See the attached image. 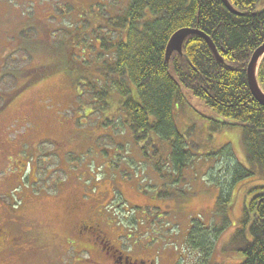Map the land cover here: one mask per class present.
<instances>
[{
    "label": "rangeland",
    "instance_id": "1",
    "mask_svg": "<svg viewBox=\"0 0 264 264\" xmlns=\"http://www.w3.org/2000/svg\"><path fill=\"white\" fill-rule=\"evenodd\" d=\"M129 2L0 0V264H112L91 237L74 233L73 227L86 219L97 223L130 262L135 257L144 264L150 259L155 264H235L232 258L238 253L227 246L230 228L217 237L206 236L204 248H188L186 236L191 217L208 221L212 228L223 225L221 220L235 223L242 215V195L230 200L229 190L224 204L228 209L222 211L216 200L226 184L227 167L211 166L203 156L209 145L228 141L245 160L239 129H210L194 111L205 106L192 97L188 103L184 100L175 106L174 118L193 155L176 168L165 141L154 135L135 139L128 106L91 105V96H78L62 71H47L50 75L26 85L29 78L20 76L27 68L30 77L40 73V68L30 67L46 61L49 44L62 49L68 36H84L93 52L89 44L98 46V41L91 34L104 22L108 26V20L113 26L101 36L115 38L117 49L126 35L114 20L125 15ZM34 18L51 25L49 41L15 46L17 33ZM17 47L20 50L13 52ZM91 71L84 67L83 72ZM111 76L98 77L114 86ZM111 96L118 98L116 93ZM259 173L257 182L262 181ZM249 188L244 182L235 192Z\"/></svg>",
    "mask_w": 264,
    "mask_h": 264
},
{
    "label": "trees",
    "instance_id": "2",
    "mask_svg": "<svg viewBox=\"0 0 264 264\" xmlns=\"http://www.w3.org/2000/svg\"><path fill=\"white\" fill-rule=\"evenodd\" d=\"M229 2L241 14L229 11L222 0H131L125 15L114 20L118 30L126 35L117 49L115 38L111 40L103 33L101 36L103 29L113 26L112 20H108V26L104 22L91 34L98 41V46L89 44L93 52L90 53L84 36H68L62 49L49 44L46 61L30 67L40 68L36 69L40 73L30 77L27 68L20 70H24L20 76L29 78L26 85L42 74L62 71L71 78L78 96L84 92L91 96V105L100 102V107L109 109L110 102L112 105L118 102V107L128 106L133 116L130 129L135 139L142 141L154 135L165 141L176 168H182L193 155L185 147V135L174 118L175 106L184 100L188 103V98L192 97L206 107L201 111L194 108V111L207 120L210 129H239L246 149L245 163L232 160L230 164L232 146L229 142L209 145L203 156L211 166L227 167L226 184L216 200L223 206L222 211L228 209L224 204L229 190L230 200L242 195V215L235 223L230 219L221 220L223 225L214 224L212 228L208 221L203 223L191 217L186 245L204 248L206 236L217 237V233L230 228L227 246L238 253L232 258L235 264H264V106L252 96L246 79L251 52L264 41V4L261 0ZM38 25L41 32L37 40L48 42L51 36L48 26L34 18L26 22L15 46L22 45L23 35L36 34ZM182 27H196L209 36L223 61L215 58L206 40L198 34H188L181 53L174 51L167 60V41ZM13 49V52L19 51L20 47ZM38 49L44 51L43 47ZM80 56H85V60H79ZM84 67H91L93 71L83 72ZM109 74L115 87L98 77ZM257 80L264 92V55L258 65ZM111 93H116L118 98ZM148 116L153 120H148ZM257 172H260V182L256 180ZM244 182L250 183V188L235 192L236 186ZM163 191L164 187L159 192ZM159 216L165 217V212L160 211ZM171 247L177 250L176 245L171 244ZM136 261L144 262L138 258ZM146 263L155 264L154 259Z\"/></svg>",
    "mask_w": 264,
    "mask_h": 264
},
{
    "label": "water",
    "instance_id": "3",
    "mask_svg": "<svg viewBox=\"0 0 264 264\" xmlns=\"http://www.w3.org/2000/svg\"><path fill=\"white\" fill-rule=\"evenodd\" d=\"M222 1L231 12L239 14V12L233 8V6L230 4V2L228 0H222ZM190 33L198 34V35L202 36L206 40L210 49L212 50L215 58L220 62L222 61V57L220 56V54H219L214 42L212 41V39L209 36H207L205 33H203L201 30H199L198 28H191V27L181 28V29L175 31L171 35V37L169 38L168 43L166 45L165 57L168 58L169 55L174 50L181 52V44L184 41L185 37ZM263 54H264V41L260 45H258L251 53V56L249 58V61L247 63V67H246V79H247L248 87L250 89L252 96L261 105L264 106V92L262 91L261 87L259 86V83H258V80L256 77L257 65H258L259 60Z\"/></svg>",
    "mask_w": 264,
    "mask_h": 264
},
{
    "label": "flooded vegetation",
    "instance_id": "4",
    "mask_svg": "<svg viewBox=\"0 0 264 264\" xmlns=\"http://www.w3.org/2000/svg\"><path fill=\"white\" fill-rule=\"evenodd\" d=\"M74 233L76 232V235L80 234H87L86 240L91 237L92 238V243H96L99 251L106 253L107 255L110 256V261L112 264L117 263V264H130L131 262L129 261L128 257L125 256L123 257L122 251L119 249H114L112 246L109 237L107 234L102 231L99 226L94 223L91 220H80L78 223V226L76 225L73 227ZM72 233L73 235V244L77 243L76 236L75 234ZM89 236V237H88ZM4 239L3 236V230H0V245ZM76 240V241H75ZM75 246V245H74ZM136 259V258H134ZM108 262L106 260L102 261L101 264H107Z\"/></svg>",
    "mask_w": 264,
    "mask_h": 264
},
{
    "label": "bare ground",
    "instance_id": "5",
    "mask_svg": "<svg viewBox=\"0 0 264 264\" xmlns=\"http://www.w3.org/2000/svg\"><path fill=\"white\" fill-rule=\"evenodd\" d=\"M168 43V42H167ZM183 43V42H182ZM181 47H182V44H181Z\"/></svg>",
    "mask_w": 264,
    "mask_h": 264
}]
</instances>
